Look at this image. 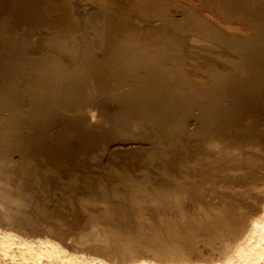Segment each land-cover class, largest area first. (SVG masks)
I'll list each match as a JSON object with an SVG mask.
<instances>
[{"label":"bare ground","instance_id":"bare-ground-1","mask_svg":"<svg viewBox=\"0 0 264 264\" xmlns=\"http://www.w3.org/2000/svg\"><path fill=\"white\" fill-rule=\"evenodd\" d=\"M35 1L37 2V0ZM52 1L53 0H51L50 2ZM69 1L67 0V5H70L68 4ZM39 2L40 1H38V4ZM79 2H82V5L80 7L77 6ZM33 3L35 4V2ZM55 3L57 4V1ZM63 4L66 5V3ZM49 5L50 7L53 6L51 5V3ZM87 5L92 6L91 8H89L90 10H86ZM57 6L58 4L55 7ZM4 7L5 6H3V9H5ZM201 7L209 8V12H204L202 14V11H200ZM17 8H19L20 10L21 7L19 6ZM24 9L26 10L27 8ZM56 10L57 9L54 8V12ZM31 11V13L29 11L30 15H34L36 17L38 15L39 18L40 15L43 14V11L39 9H32ZM44 11L46 14L50 10H47V8H45ZM13 14L12 16L8 14L10 17L8 15L7 16L11 19V17H13ZM15 14H17V11ZM55 14L58 19L61 20L58 24H60L61 26L62 22L63 26L66 27L62 32L57 29L59 27H56L54 31L57 29L58 32L52 31L50 33L48 31L53 29L50 28V30L42 29L46 32L35 31V35H33L29 30L28 31L30 33H24L23 31L20 34V37L23 40V44L21 45L24 52L22 53H25L29 56L20 59L18 58L19 60H21V62L17 60L16 57L15 58L16 62L19 61L16 65L19 68H17L18 71L20 73L23 72L22 74L26 76L25 83L23 85L20 84L22 87H19L20 91H23L24 88L27 89L26 94L22 93L25 94L22 99L24 97L26 99H23L24 102L22 103L24 104H21L20 98L22 94L20 92V100H17L18 95L16 96V93L18 91V88H15L17 87L15 85L19 84V78H15L16 76L13 77L14 79L12 78L13 80L11 79V83H8L7 85L6 83L2 82L6 85V88L0 89V147L5 146L6 144H8V142H10V140L12 139L11 135H14L19 139V141L20 139L23 140L22 135L25 136L26 133L23 132L21 126H18L20 125L19 123L23 120H28L29 118H32L34 120L38 118H46L47 120H49L50 118L48 116L50 115L51 117L52 113H56V115L53 114V117L56 116V118H60L61 120L62 118H65V120L66 118H75L78 123L82 124L83 128L95 133L94 135L97 139H93L99 144L101 142H107L108 139H121L123 141L124 139H129L131 135V133L128 131L129 129H133L135 125L138 126V128H141L142 124L149 123L150 132L147 135L144 134V136L149 139V143L143 144L131 141V143L126 142V144L124 142L125 144H122L123 146H118L116 148V145L115 148L126 153V158L123 157L125 161L127 158H134V161L138 159L139 164L141 162V165L145 161V159L147 161H152L154 160V158L158 157V155L162 157H164L163 155H166L167 157L168 154H170L168 161L163 162L162 159L156 167L154 166V171H156V173L158 171H165V168L167 166L169 167L170 165H172L174 169L177 167L181 168L180 166L184 167V165H188L190 163L193 164L195 161L200 162L201 160L204 161V159L210 158V154L213 152L215 153L216 151L214 149H210L207 146V142L211 139L220 140L222 142V148L227 149L228 147L226 146H229V149H227L228 151L232 150V147H241L247 152V149L250 148L249 146L256 143V138L258 135L252 132V130L250 129V123L248 121L246 124V128H243L244 130H242L243 126L241 127L240 122H236L237 119L236 121L234 119V122L231 120V122H225L226 119L224 118H227V116L225 115H228L230 111L231 113L234 110L238 111L234 108H238L245 114L243 118H252L253 114L255 115L257 111L256 107L258 105L264 107V0H77L75 2L72 1L70 7L67 10L60 11L59 7V12H55ZM7 16H2V18ZM27 17L29 18V16ZM33 18L35 19V17ZM43 18L41 17L40 19L42 20ZM53 18H55V16ZM139 19H141L143 23H145V25L141 26V23H139ZM25 20L27 22L28 19ZM6 21H4L5 24ZM18 21L22 20H17L16 22ZM30 21L33 22V20ZM96 21H98V23ZM9 22L12 23L14 21ZM34 22L36 23L38 21L34 20ZM34 22L32 23L33 25ZM40 22L42 23V21ZM51 23L53 24V22ZM100 23L102 25L98 29H96V26ZM19 24L17 23V25ZM38 24L39 22L37 23V25ZM45 24H47L46 27H48L49 24L46 22ZM45 24L43 25L44 28H46ZM54 24L52 25V27H54ZM0 25H2L1 22ZM6 26L8 27V25ZM25 26L27 27L28 25L25 24ZM70 27H72L73 29ZM18 28L20 29V27ZM60 28H62V26ZM9 31L10 30H8V33ZM28 31L26 30V32ZM17 32L20 31L18 30ZM10 33L9 35H11ZM152 37L155 39L154 41H150V38ZM3 41H1L0 39L1 44L3 43ZM28 42H30L31 45H26V43ZM15 45L13 46L15 47ZM17 45L20 46L19 44ZM221 46L226 50H229V52L227 53V51H224ZM9 47L10 46H8V48ZM2 48L3 47H1V49ZM18 49L19 48H17L16 50ZM16 50H13V55L14 51ZM198 50L210 53L217 59L228 63V66L208 64L204 68V71L208 75V80L202 78L196 71L187 66L188 63L184 64L185 62L182 63L183 61H181V59L184 58H182V56L185 52H188L189 55L191 54L193 57L196 56ZM2 51L0 53H3ZM32 52L37 53V57L34 58L31 55ZM16 54L19 55V53ZM8 55L10 54L8 53ZM22 55H19V57H21ZM10 56H8V58ZM34 56H36V54ZM10 59L11 58H9V60ZM190 59L191 58H189V60ZM4 64H9H6V59ZM200 66L201 64H196L195 67L196 69H198ZM7 68L2 71L5 72ZM2 71H0V73H3ZM9 73L6 75V77L9 75ZM11 73H13V71ZM197 74L199 76H196ZM14 75L15 74H13V76ZM2 79L4 81L3 76ZM22 81H24V79H22ZM1 85L2 84H0V86ZM101 90L102 93L104 91L103 97H96L98 96L97 91L101 92ZM109 102H115V104L110 105ZM196 105L198 107H196L197 109H194L195 111L193 113L195 119H193L194 121H192L191 124L188 122L189 125L186 126L188 130L194 131V133L198 135V138H193L194 140L191 138V142L184 143L183 146H185V149L183 150L181 155L178 154L180 153V150L178 151L177 148H169L168 145L159 147L160 145L158 144L161 142L159 140L161 139L163 132L166 129L168 131L170 128L169 122H167L169 116L183 112L184 110L182 111V109L184 108L186 110L188 108L189 110V107L191 108L192 106ZM53 109H55L56 111H54ZM194 116L192 115L191 117ZM93 118H102L104 119V121L102 123H92L91 121H93ZM173 118H175V116ZM44 122L46 121L44 120ZM62 126L63 125H61V127ZM222 128H224V130H229V134L223 133ZM136 133L140 135V138L143 136L141 132ZM34 134H32V137ZM90 135L91 134H89V136ZM61 138L63 137L61 136ZM39 140L42 139L39 138ZM62 140V144H60L65 146L67 141L64 142ZM55 141L57 142V140ZM123 141L119 142L123 143ZM39 142L41 145L42 142ZM97 143H95V145ZM62 149L66 150V148ZM67 149H70V147ZM77 149L78 147L76 148V150ZM79 150L80 149H78V151ZM234 150L236 149L234 148ZM240 150L242 152V149ZM111 151L113 154L114 151L112 149ZM253 151L255 152V150ZM218 152L220 154L217 153V155L222 156V153L220 151ZM236 152V156L238 157V153L240 154L241 152H238V149ZM249 152V155L252 154L251 156L254 157L252 158L250 156L253 161H255L254 163L259 164L258 161L261 160V157H259L258 155L257 158V155H253L254 152L251 153V149ZM82 153L84 156L85 153L83 152V150ZM225 153L226 152H224V154ZM92 154H94V152ZM224 154L222 157L225 156ZM91 155L90 157L92 158L93 155ZM213 155L212 157H214ZM217 155H215V159H217ZM114 157L111 159L112 161ZM225 157L226 158H223V160H227V156ZM211 159L212 158H210V160ZM107 160L105 161L107 162ZM219 160H221V158ZM219 160L218 162H220ZM239 160L241 161V159ZM239 160L237 162H239ZM132 161L133 159L131 160V162ZM225 161H222L223 164L225 163ZM231 162L236 163L235 160H232ZM231 162L229 160V163ZM261 162L262 161H260V164ZM113 163L112 165L110 164L112 167ZM137 163H134V167L135 164L137 165ZM200 163L202 164V161ZM229 163L225 165L228 166ZM232 163L230 165H232ZM247 163L248 161L246 163H243L244 166H246L245 164ZM249 163L251 164L252 161ZM254 163L252 164L254 165ZM216 164L218 165V163ZM223 164L221 165L224 166ZM262 164H264V162H262ZM120 165H122V163ZM219 165L218 167H220ZM108 166L102 169L105 170L106 168H109ZM118 166L117 170L121 167L120 166L118 168ZM188 166L184 168H187ZM195 166L198 167V165H194V171L192 168L191 172H195L196 170L195 174H197V171H202L197 170ZM205 166L203 170L206 168ZM232 166L235 167L234 165ZM126 167L127 166H124V168L122 167L124 169L123 171L131 168V165H129L128 168ZM215 167L211 168H214L215 170ZM221 167L220 170H222ZM225 168H223V170H226ZM132 169L133 167L131 168V170ZM178 169L176 171H180L182 174L183 170ZM171 170L173 169L171 168ZM214 170L212 171L213 175L211 173H205L206 171H208L207 167V170L203 172V174L205 173L204 176H206V174H210L215 178L216 176L214 173L217 170H215V172ZM229 170L230 169L225 171V173L224 171H221L222 173H224V175L219 174V176H223L224 178L226 172L230 173L228 172ZM243 170L245 171V169ZM251 170H253L252 166ZM261 170H264L263 166L261 167ZM184 171L186 172L185 169ZM188 171L190 173L189 167ZM248 171L249 169L247 170L246 168V176L248 175ZM114 173H116V171H114L113 174ZM189 173L187 172V174ZM216 173H218V171ZM232 173L234 174L233 171ZM249 173L250 175L252 174L251 171ZM253 173L255 174L254 171ZM132 174H128V176L131 177ZM139 174H141V172H139ZM139 174L137 173L135 175L138 176V179L141 177L142 181L139 182H142V185H144V180L146 182V178L149 176H147L145 179H142V175H140L139 177ZM187 174L183 176L185 177ZM165 175H167V173ZM210 175L208 176L211 177ZM216 175L218 176V174ZM238 175L239 173L235 176ZM262 175L264 176V171ZM157 176L158 175H156V177ZM173 176L174 175H172V177ZM179 176L180 178L182 177L181 175ZM193 176L192 178L195 177ZM72 177L70 179H72ZM164 177L165 176L163 175V178H161L165 180ZM184 177H182L181 181L184 180ZM189 177H187V180H189ZM226 177L224 179H226ZM115 178L119 177L116 176ZM120 178L121 179H118L119 181L123 178L126 179L125 177ZM167 178H171V176L169 177L167 175ZM230 178L231 180L233 179L232 176L229 177V179ZM135 179L132 181L133 183H136L137 179ZM175 179L174 181H176ZM242 179L244 181V178ZM242 179L240 177V180ZM263 179L261 180L262 182L264 181ZM170 180H167V182L165 181L166 183L163 185L159 184L161 187L158 186V184L154 181L157 184V193L159 195L156 193L157 195L155 194L156 196H153L155 192L152 191V193L150 191L149 193L146 192L145 194L152 193L153 197L150 195V197H146V195L142 193L143 191H141L140 195L134 192L136 193V195H130L132 197L129 200H127L126 196L127 201L125 199L123 200V198L125 197H123L121 200L117 198L112 199L110 197V200L104 195L107 191H103L104 194L102 192V188L105 189L106 187H104V185H98L101 186L100 189L103 194L102 198L105 197L107 200L109 199V201H104V198L102 202L99 201L101 202V205H98L99 207L97 206L98 209L92 211V213L89 212L90 215L93 216V220L95 219L96 221L93 228L90 229L89 234L91 237H94L103 236L107 232L106 234L108 236H112L113 239L119 241V246H115V244H108L106 246L101 245L98 249H86L77 245H69L68 243L63 244L45 235L28 237L8 230L7 228L0 227V264H37V261L40 259L41 255L47 259L48 264H264V186L261 187V185L260 191H257L256 193L254 192L255 189L251 188L254 192L253 194L255 196L257 194L259 198L258 201L256 200V204L253 202L255 205L250 202L252 205L248 207L245 205L246 203L244 204V202L239 200V198L236 196L238 193H240L239 195H243L241 194V192L244 193L242 191L243 188L241 187V189L239 186L236 187L233 184L225 183L223 182L224 180L220 181L221 183L223 182L222 184L217 183L218 181L216 183L213 181L214 184L212 185L210 183L209 187H205L207 191L206 193H204L205 188L204 192H202L203 188L201 191V187H204V185H207L208 183L202 185V182V186L200 184H196L197 178L196 181L194 180V184L189 185L187 182L188 186H186V183H184L185 185H183L182 183H173V180ZM250 180L252 179L250 178ZM126 181H128V179ZM233 181L236 184L237 180H232V183H234ZM259 181H256L258 182L257 187L258 185H260ZM198 182L200 183L201 180H198ZM246 182L243 184H246ZM99 183H101V181H99ZM114 183H112V185ZM116 183H118V181H116ZM121 183L118 186H121ZM133 183L132 185H130L129 183L127 184L129 186H133ZM161 183H163V181ZM189 183H193V181ZM237 184H240L241 186V183L239 181ZM136 185L139 186V184ZM146 185H148L147 188L151 186L149 184ZM198 185H200L201 187ZM251 185H248L249 187H247L246 185L245 187L250 188ZM115 186L117 185L115 184L110 188L113 189ZM138 186H136V189L138 188ZM144 186L141 187L143 188ZM255 186L256 185H254V187ZM141 187L138 189L139 193ZM145 187L144 191H147ZM110 188H108V192H110ZM118 188L116 189V191H120L121 188ZM100 189L98 188L99 193ZM239 189H241V191ZM92 191L94 192V189H92ZM123 191H125V189H123ZM108 192L106 193V195H108ZM121 192L117 195L118 198L124 196V194ZM112 193L115 194V191H112ZM112 193H110V195H112ZM134 193L132 192L131 194L134 195ZM91 194H88V198L94 196H89ZM100 194V197L97 196L98 199L101 198L102 194ZM247 194L248 193L246 192V195ZM64 195H62V197ZM125 195L127 194L125 193ZM206 195L209 196V199H207L208 196L206 197ZM249 196L250 198L251 196L253 198V195ZM249 196L247 195L246 197ZM75 197L78 200V197ZM97 197H95V199H97ZM243 197L242 200H245ZM60 199L64 200V198ZM82 201L83 200H81V202ZM32 202L33 201H31V203ZM99 202L96 201V203H94L97 205V203ZM85 203L86 202H84V204ZM91 205L95 206L93 204ZM83 206L81 208H83ZM91 207H88V209L90 208L92 210ZM49 214L47 215L49 216ZM86 215L84 214L83 216L88 217V215ZM41 216H43V214H41ZM61 218H64V216ZM61 218L58 219L61 220ZM83 218L82 220H84ZM89 219L92 220V218L90 217ZM56 221L59 222L58 220ZM64 221L63 224L67 225V222L64 223ZM84 222L85 220L82 223L84 224ZM91 222L93 223L94 221ZM29 225H31V223H29ZM68 226L65 227L68 229ZM35 228L36 227H34V229ZM81 228H83V226H81ZM85 228L87 229V225ZM75 230H77V227L76 229H74V231ZM64 231L67 230L64 229ZM122 245H124V247Z\"/></svg>","mask_w":264,"mask_h":264},{"label":"rangeland","instance_id":"rangeland-1","mask_svg":"<svg viewBox=\"0 0 264 264\" xmlns=\"http://www.w3.org/2000/svg\"><path fill=\"white\" fill-rule=\"evenodd\" d=\"M4 1V2H3ZM13 1H14V3H13ZM16 1V2H15ZM18 1V2H17ZM38 1H40L39 2V4H38ZM46 3H45V2ZM51 1V0H37V2L35 1V0H33V1H29V0H8V1H6V0H0V13L1 12H4V13H1L0 14V17H1V19H0V22H1V24L2 25H0V39H1V41H3V43L1 44L0 43V52L2 51L3 53H0L1 54V56H0V71H4L5 70V68H7L6 69V71L5 72H3V73H0V84H2L1 86H0V89L2 88V89H5L6 88V85L8 84V83H11L10 81H11V79L13 78V77H15V78H19L20 80V82H18L19 84H16L15 86H17V87H15V88H18V91H17V93H16V96H17V100H20L21 99V104H24V103H22V102H24V100L26 99L25 97L22 99V97L23 96H25V94H26V92H27V89H25L24 88V90L23 91H20L19 90V87H22L21 85H23L24 83H25V75L24 74H22V73H20L19 71H18V67L16 66L17 65V63L20 61L21 62V60H19L20 58H23V57H26V56H29V55H27V54H25V53H22V52H24L23 51V49H22V45L21 44H23V40H22V38L20 37V34L24 31V33H32L33 35H35L36 34V32H46L45 30H50V28L52 29V30H50V31H48V32H52V31H54V29L56 28V27H59V28H57L60 32H62L63 31V29L64 28H66V27H64L63 26V23L61 22V26H62V28H60L61 26H60V24H58L61 20H59L58 19V17L56 16V14H55V12H59V7H60V11L62 10V11H64V10H67L69 7H70V5H71V3H72V1L73 2H75V1H77V0H68L69 2H68V4H70V5H67V0H53L52 2H50L51 3V5H53V6H51L50 7V3L49 2ZM57 1V4H58V8L57 7H55L57 4L55 3ZM58 1H59V3H58ZM61 1V2H60ZM63 1V2H62ZM65 1V2H64ZM7 2H9V3H7ZM13 4H12V3ZM22 2V3H21ZM24 2H26V3H24ZM29 2H30V4H29ZM33 2H35V4L33 3ZM5 3V4H4ZM7 3V4H6ZM17 3V4H16ZM21 3V4H20ZM38 5H37V4ZM48 3V4H47ZM63 3H66V5H64ZM15 4V5H14ZM23 4V5H22ZM34 4V5H33ZM46 4V5H45ZM61 4V5H60ZM2 5V6H1ZM14 6V7H12V6ZM22 8H20V10H19V8H17V7H19V6ZM32 5H33V7H32ZM37 5V6H36ZM48 5V6H47ZM82 5V2H79L78 4H77V6L78 7H80ZM3 6H5L4 8L5 9H3ZM9 8H8V7ZM24 6H26V7H24ZM31 8H30V7ZM40 6V7H39ZM44 7V10H45V8H47V10H50L48 13H46L45 14V11L43 10V7ZM62 6V7H61ZM89 6V7H88ZM35 7V8H34ZM39 7V8H38ZM50 7V8H49ZM92 6H90V5H87V7H86V10L88 9V10H90L89 8H91ZM8 8V9H7ZM13 8V9H12ZM24 8H27L26 10L24 9ZM29 8V9H28ZM42 8V9H41ZM54 8H56L57 10L54 12ZM3 9V10H2ZM6 9H7V11H6ZM16 9V10H15ZM18 9V10H17ZM32 9H39V10H42L43 11V14L42 15H40V18L42 17L43 18V16H44V20L42 19H40L39 17H38V15H37V17L36 16H34V15H30V13L32 12L31 10ZM209 8H207V7H201L200 8V11H202V14L204 13V12H209V10H208ZM2 10V11H1ZM9 10H10V12H9ZM21 10H22V12H21ZM16 11H17V14H15L16 13ZM24 11V12H23ZM26 11V12H25ZM29 11H30V13H29ZM52 11V12H51ZM7 12H9V13H7ZM12 12V13H11ZM13 12H14V14H13ZM19 12V13H18ZM29 14H28V13ZM23 13H27L26 15L25 14H23ZM54 13V14H53ZM11 15L12 16V14H13V17H11V19L9 18L10 16L9 15ZM21 14V15H20ZM24 16H23V15ZM7 16V17H3L2 18V16ZM17 15H19V16H17ZM51 15V16H50ZM20 16H21V18H20ZM27 16H29V18L27 17ZM35 17V19L33 18V17ZM49 16H50V18H49ZM55 16V18H53ZM67 16V15H66ZM5 18V19H4ZM7 18H9V19H7ZM25 19H28L27 20V22H28V24H27V22H26V20ZM40 19V20H39ZM55 19H57V20H55ZM2 20H4V21H6V20H8V21H6V24L4 23V21H2ZM17 20H22V21H18V22H16ZM25 20V21H24ZM30 20H33V22H34V20H36V21H38L39 22V24L37 25V23L38 22H34V25L32 24L33 22L32 21H30ZM49 20H51V21H49ZM59 20V21H58ZM99 20V19H98ZM9 21H14V22H9ZM40 21H42V23L40 22ZM44 21V22H43ZM56 21V22H55ZM142 20L141 19H139V23H141L140 25L142 26V25H145V23H143V21L141 22ZM9 22V23H8ZM19 22H20V24H19ZM25 22V23H24ZM45 22L46 23H48L49 25H48V27H46L47 26V24H45ZM51 22H53V24H54V27H52V23ZM97 23H98V21H96ZM16 23V24H15ZM17 23L19 24V25H17ZM25 24L26 25H28L27 27L25 26ZM40 24H41V26H40ZM45 24V27L46 28H44L43 27V25ZM52 24V25H51ZM6 25H8V27L6 26ZM10 25V26H9ZM21 25V26H20ZM51 25V26H50ZM102 24L100 23L99 25H97L96 26V29H98L100 26H101ZM5 26V27H4ZM13 26V27H12ZM15 26V27H14ZM20 27V29L18 28V27ZM22 26H23V28H22ZM25 26V27H24ZM32 28H31V27ZM33 26H34V28H33ZM41 28H40V27ZM36 27V28H35ZM40 29H39V28ZM5 28H6V30H5ZM8 28V29H7ZM16 28V29H15ZM26 28H28V29H26ZM30 28H31V30H30ZM38 28V29H37ZM70 28H72V27H70ZM69 28V29H70ZM20 31V32H17L18 30ZM21 29H23V30H21ZM32 29H35V30H32ZM42 29H45V30H42ZM56 29V30H57ZM62 29V30H61ZM73 29V28H72ZM71 29V30H72ZM5 32H3V31ZM8 30H10L9 31V33L11 32V30H12V32L10 33L11 35H9V33H8ZM26 30L28 31V32H26ZM42 30V31H41ZM54 31V32H58V30L57 31ZM14 31H16V32H14ZM34 31V32H33ZM36 31V32H35ZM3 34H5V35H3ZM8 33V34H7ZM32 34H31V36H32ZM13 35V36H12ZM19 35V36H18ZM6 38H5V37ZM10 36H11V39H10ZM18 36V37H17ZM13 37H14V39H13ZM21 38V40H20V38ZM6 40H5V39ZM3 39V40H2ZM8 39V40H7ZM9 39H10V41H9ZM19 39V40H18ZM16 40H17V42H16ZM155 39L152 37V38H150V41H154ZM7 43H6V42ZM9 42V43H8ZM19 44L20 46H18L17 44ZM19 42V43H18ZM31 42V41H30ZM30 42H28V43H26V45L27 44H30L31 45V43ZM5 43V44H4ZM13 43V44H12ZM16 45H15V44ZM4 44V45H3ZM10 44V45H9ZM13 45H15V47L13 46ZM4 46H5V48H4ZM7 46V47H6ZM8 46H10L9 48H8ZM13 46V47H12ZM16 46H18V47H16ZM1 47H3L2 49H1ZM21 47V48H20ZM222 47V46H221ZM17 48H19L20 49V51H19V49L18 50H16ZM16 50V51H14V55H13V50ZM222 49L224 50V51H227V53L229 52V50H226L224 47H222ZM187 50V49H186ZM185 50V51H186ZM6 51V52H5ZM9 51V52H8ZM11 55V53H12V57L10 56V55H8V53ZM19 53V55H22L21 57H19V55L18 54H16V53ZM4 53H6V54H4ZM186 53V54H185ZM184 54H185V56H184V54H183V56H182V58L183 59H181V61H183L182 63H184V64H187V66H189L192 70H194V71H196L202 78H204V79H206V80H208V75L206 74V72L204 71V68H205V66H207L208 64H216V65H224V66H228V63H226V62H224V61H222V60H220V59H217L216 57H214L213 55H211L210 53H207V52H205V51H201V50H198L197 51V53H196V56H193L192 57V55L190 54L189 55V53L188 52H185ZM226 53V52H225ZM16 54V55H15ZM25 54V55H24ZM36 54V56H34ZM7 57H6V56ZM31 55L35 58V57H37V53H31ZM8 56H10L9 58H11L10 60H9V58H8ZM186 56H188V57H186ZM17 58V60H19V61H17L16 62V58ZM6 59V64H8V65H5L4 63H5V59ZM12 58H14V59H12ZM19 58V59H18ZM189 58H191L190 60H189ZM4 60V62H3V60ZM10 62H9V61ZM185 60V61H184ZM186 60H188V61H186ZM16 63H15V62ZM1 62H2V64H1ZM11 63H12V65H11ZM13 64H15V65H13ZM196 64H201V66L198 68V69H196ZM4 65V66H3ZM1 66H3V67H5V68H3V67H1ZM14 66H15V69H14ZM2 68V69H1ZM12 70H11V69ZM18 68V69H17ZM7 70H9V71H7ZM13 71V73H11ZM10 72V73H9ZM15 72H18V73H15ZM5 73V74H4ZM9 73V75L6 77V75ZM3 74V75H2ZM13 74H15L14 76H13ZM18 74H20V75H18ZM196 75V76H199V75ZM3 76V78H4V81H3V79H2V76ZM12 75V76H11ZM18 75V76H17ZM5 76V77H4ZM11 77V78H10ZM21 77V78H20ZM2 79V80H1ZM8 79V80H7ZM14 79V78H13ZM12 79V80H13ZM22 79H24V81H22ZM5 81H7V82H5ZM2 82H4V83H6V85L4 84V83H2ZM21 84V85H20ZM5 85V86H4ZM20 85V86H19ZM4 88H3V87ZM23 89V88H22ZM26 90V91H25ZM20 92H21V94L22 93H25V94H20ZM98 93H97V95L98 96H96V97H98V98H102L103 97V93H104V91H103V93H102V90H101V92L100 91H97ZM21 95V98L19 97L20 95ZM20 98V99H19ZM109 104L110 105H114L115 104V102H109ZM196 107H198L197 105L196 106H192L191 108L189 107V110H188V108H187V110L184 108V109H182V111L183 112H180L179 114H173V115H171V116H169V118H168V120H167V122H169V130L167 131V129L163 132V134H162V137H161V139L159 140V141H161L158 145H160L159 147H162V146H167L168 145V147L169 148H177V150L179 151L180 150V153H178V154H182V152H183V150L185 149V146H183L184 145V143H186V142H191L192 141V139L194 138H198V135L196 134V133H194V131H191V130H188L187 129V126L189 125V123L191 124V122L192 121H194L193 119H195V116H194V109H197ZM257 111H256V113H255V115L253 114V116H252V118H248V119H246V118H243L244 117V113L242 112V111H240L238 108H234V109H236V110H238V111H232V113L235 115H233L232 113H231V111L229 112V114L228 115H225V116H227V118H224V119H226L225 120V122L227 121V122H231V121H233L234 122V119H235V121H236V119H237V121L236 122H240V125H241V127H242V130H244L245 128H246V124H247V121L250 123V126H251V130H252V132L254 133V134H257L258 136H259V138H258V136H257V141H256V143L255 144H252V145H250L249 147V149H247V152H246V150L245 149H243V148H241V147H238V148H236V147H232L231 148V146H230V148L232 149V150H234V148L236 149V150H234V151H232V150H227V149H229V146H226V147H228L227 149L226 148H222V142L220 141V140H218V139H211L210 141H208L207 142V146L210 148V149H214V150H216L215 151V153L213 152V153H211L210 154V158H212L211 160H210V158H207V159H204V161L203 160H201L202 161V164L200 163V162H194L193 164L194 165H198V167L197 166H195L196 168H197V170H202V171H197V174H195L196 173V170H195V172H191V170H192V168L194 167V165L192 164V163H190V164H188V165H190V166H192V167H190V166H188V165H184V167H186V166H188L189 167V170H190V173H189V171H188V167L187 168H184L183 166H180L181 168H179V167H177V166H179V165H177L176 167L177 168H175L174 169V167L172 166V165H170L169 167L167 166L166 168H165V171H158L157 173H156V171H154L155 170V167L159 164V162L162 160L163 162L164 161H168V159H169V155L170 154H168V156L166 157V155H163L164 157H162V156H160V155H158V157H156V158H154V160H152V161H147L146 159H145V161L142 163V165H141V162H140V164H139V160L138 159H136V161H134V158H132L133 159V161L131 162V158H127L126 159V161H125V159L124 158H126L125 156H126V153L124 152V151H120V150H117L116 148L118 147V146H123L122 144H125L126 142L128 143H131V141L132 142H138V143H143V144H146V143H149V139H147L145 136H144V134H149V132H150V125H149V123L147 124V123H144V124H142V127L141 128H138V126H134V128L133 129H129L128 131L131 133V135H130V137H129V139H124V141L123 140H121V139H108L107 140V142H108V144H107V142L105 141V142H101L100 144L102 145V147H101V145L99 144V143H97L95 140L97 139L96 138V136L94 135L95 133L93 132V131H88V130H86L85 128H83V126H82V124L81 123H78L77 121H76V119L75 118H66V120H65V118H62V120L60 119V118H56V116H54L53 117V114H55L56 115V113H52L51 114V117H50V115L48 116L50 119V121L49 120H47L46 118H41L42 120H43V122H42V120L41 119H36V120H34V119H32V118H29L28 120H23L22 122H20L19 124L20 125H18V126H21L22 127V130H23V132L24 133H26L25 134V136H26V139H25V136L24 135H22L23 137V140H21L20 139V141H19V139L18 138H16L14 135H11L12 136V139L10 140V142H8V144H6L5 146H1L0 147V227H2V228H7L8 230H11V231H14V232H17V233H19V234H21V235H25V236H28V237H36V236H48L49 238H51V239H54V240H56V241H59V242H61V243H63V244H69V245H77V246H80V247H83V248H86V249H98L101 245H104V246H106V245H108V244H110V245H114L115 244V246H119V241L118 240H115V239H113V237L112 236H108L106 233H105V235H103V236H94V237H91L90 236V234H89V232H90V229L91 228H93V226H94V223L96 222L95 221V219L93 220V216H91L90 215V213H92V211H94V210H96V209H98L97 208V206L98 205H101L100 203L104 200V198L105 197H107V198H109L110 199V197L112 198V199H119V200H121L123 197H125V198H123V200L125 199L126 200V196H127V200H129L132 196H135L136 195V193H138L139 195L141 194V191H143L142 193L143 194H145L146 192H152V191H154L155 193H154V195L153 196H156L158 193V191H157V188L158 187H156L157 186V184H158V186H160L159 184H161V185H163V184H165L166 182H167V180L169 181L170 179L171 180H173V183L174 182H176V183H182L183 185H185L184 183H186V186H188L187 185V182H188V184L189 185H191V184H194L195 183V181H196V178H197V181H196V184H200L201 185V183H202V185H204V184H207V185H204V187H201L200 185H198V186H200L201 187V191H202V188H203V191L202 192H204V188L205 187H209V184L211 183V185L212 184H214V182L216 183L217 181V183H220V184H222L223 182H225V183H230V184H233V185H235L236 187H242L241 189H242V191L245 193V195H244V193H242L241 192V194H243L244 195V197H243V195H239L240 193H238L236 196L239 198V200H241L242 202H244V204L246 205V206H250V205H252L250 202H254L255 204H256V202L258 201V198H259V196H257V194H256V196L253 194L254 192L256 193L257 191H260V189H261V187H263L264 185V181L262 182L261 180L264 178V176L262 175L263 174V171L264 170H261V167L263 166L264 167V164H262V162H264L263 160V158H264V107L263 106H261V105H258L257 107ZM54 111H56L55 109H53ZM52 110V111H53ZM53 111V112H54ZM240 111V112H239ZM51 112V111H50ZM185 112V113H184ZM188 112V113H187ZM239 112V113H238ZM181 114V115H180ZM183 114H184V116H183ZM194 116V117H191V116ZM230 115H231V119H230ZM175 116V118H173ZM237 116V117H236ZM47 117V118H48ZM170 117H172V118H170ZM238 117H239V119H238ZM186 118H187V120H186ZM243 118V119H242ZM57 119H58V121H57ZM179 119H180V121H179ZM44 120L46 121V122H44ZM184 120H185V122H184ZM231 120V121H230ZM104 121V119H100V118H93V121H91L92 123H102ZM171 121V122H170ZM41 122V123H40ZM189 122V123H188ZM62 123V124H61ZM184 123V124H183ZM10 124V123H9ZM60 124V125H59ZM61 125H63L62 127H61ZM104 125H107V124H104ZM144 125V126H143ZM148 125V126H147ZM187 125V126H186ZM245 126V127H244ZM65 127V128H64ZM73 129H71V128ZM73 127H75V128H73ZM78 127H80V128H78ZM63 128V129H62ZM69 128V129H68ZM102 128H104V127H102ZM102 128H101V130H102ZM244 128V129H243ZM60 129H62V130H60ZM70 129H71V131H70ZM78 129V130H77ZM78 131V132H76V131ZM176 130V131H175ZM186 130V131H185ZM62 131V132H61ZM73 131H75V132H73ZM143 131V132H142ZM65 134H64V133ZM67 132V133H66ZM136 132H141L142 134H143V136L140 138V135L139 134H137ZM179 132V133H178ZM222 132L223 133H225V134H229V130H224V128H222ZM35 133V134H34ZM71 133H73V134H71ZM86 133V134H85ZM188 133V134H187ZM32 134H34L33 135V137H32ZM37 134V135H36ZM82 134V135H81ZM88 134V135H87ZM89 134H91L90 136H89ZM93 134V135H92ZM137 134V135H136ZM176 134V135H175ZM181 134V135H180ZM63 135H65V136H63ZM167 135V136H166ZM188 137H187V136ZM190 135V136H189ZM55 136H57V137H55ZM61 136L63 137V138H61ZM90 138V137H92V138H88V137ZM178 136H180V137H178ZM183 136V137H182ZM68 137V138H67ZM82 137V138H81ZM240 137V136H239ZM33 138H35V139H33ZM37 138V139H36ZM39 138L40 139H42V140H39ZM52 138V139H51ZM56 138V139H55ZM66 138H67V140H66ZM79 138H81V139H79ZM84 138V139H83ZM95 140H94V139ZM135 138V139H134ZM187 138V139H186ZM192 138V139H191ZM50 141H52L53 142V144H52V142H50ZM63 139V140H62ZM93 139V140H92ZM193 139V140H194ZM30 140H32V141H30ZM41 141L42 142V146L40 145V142L39 141ZM45 140V141H44ZM55 140H57V142L55 141ZM61 140L62 141H64V142H66L67 141V143H66V145L65 146H63V145H61L62 144V142H61ZM85 140V141H84ZM89 140H91V141H88ZM165 140V141H164ZM44 141V142H43ZM48 143H47V142ZM56 143H55V142ZM119 141H123V143L122 142H119ZM36 142V143H35ZM69 142V143H68ZM86 144H85V143ZM92 142V143H91ZM125 142V143H124ZM30 143H32V144H30ZM38 143V144H37ZM51 143V144H50ZM58 143V144H57ZM61 143V144H60ZM86 146H84L83 144ZM87 143H88V145H87ZM90 143V144H89ZM95 143H97L96 145H95ZM126 143V144H127ZM174 143H175V145H174ZM182 143V144H181ZM44 144V145H43ZM56 144H57V146H56ZM70 144V145H69ZM91 144H92V146H91ZM93 144H94V146H93ZM100 145V147H99V145ZM107 144V145H106ZM163 144V145H162ZM171 144V145H170ZM34 145H38V146H34ZM59 145V146H58ZM83 145V146H82ZM90 145V146H89ZM117 145V146H116ZM180 145V146H179ZM74 147V148H72V147ZM81 146V147H80ZM87 146H89V147H87ZM106 146H107V148H106ZM115 146H116V148H115ZM125 146V145H124ZM40 147V148H39ZM54 147V148H53ZM70 147V149H67V148H69ZM78 147V149H80L79 151H78V149L76 150V148ZM95 149H94V148ZM106 148V149H104V148ZM113 147V148H112ZM13 148H15V149H13ZM62 148H66V150H64V149H62ZM72 148V149H71ZM85 148V149H84ZM89 148V149H88ZM115 148V149H114ZM242 149V152H241V150L240 149ZM58 149V150H57ZM83 150V152L86 154H84V156H83V153H82V150ZM88 151H87V150ZM94 149V150H93ZM98 149V150H97ZM110 149V150H109ZM111 149L114 151L113 152V154H112V151H111ZM224 149H225V151H224ZM237 149H238V152L240 151L241 153L239 154L238 153V157L236 156L237 155ZM250 149H251V153H253L254 151L253 150H255V152H254V154L253 155H257V158H258V155H259V157H261L259 160L260 161H262L261 162V164H260V161H258V163L259 164H256V163H254L255 161H253V159L252 158H254L253 156H251L252 154H250L249 155V151H250ZM85 150V151H84ZM106 150V151H105ZM117 150V151H116ZM243 150H245V151H243ZM249 150V151H248ZM78 151V152H77ZM86 151H87V153H86ZM109 151V152H108ZM218 151H220L221 153H222V156H223V154H224V152H226L224 155L225 156H227V160L226 159H224L223 160V158H226L225 156L224 157H222V156H219V155H217V153L218 154H220ZM223 151V152H222ZM229 152V154H228V152ZM231 151V152H230ZM94 152V154H92ZM95 152H96V155H95ZM107 152H108V155H107ZM233 152H235V153H233ZM249 152V153H248ZM82 153V154H81ZM245 153H247V154H245ZM92 156V158H93V160H92V158L90 157V155ZM214 154V155H213ZM228 154V155H227ZM235 156H234V155ZM243 154V155H242ZM76 155H77V157H76ZM80 155H82V156H80ZM106 155H107V157H106ZM112 155H116L115 157L114 156H112ZM212 155L214 156V157H212ZM215 155H217V159H215L216 158V156ZM233 155V156H232ZM245 155H247L248 156V159H247V156H245ZM90 159H88L87 157ZM112 156V157H111ZM242 156V157H241ZM245 156V157H244ZM252 158H251V157ZM81 157V158H80ZM84 157H86V158H84ZM108 157H109V159H108ZM114 157V159H113V161L111 160L112 158ZM124 157V158H123ZM161 157V158H160ZM166 157V158H165ZM231 157V158H230ZM232 157H233V159H232ZM77 158V159H76ZM80 158V159H79ZM108 160H107V159ZM221 158V160H219ZM228 158H229V160H230V162L233 160H235L236 161V163L235 162H231L232 163V165H234L235 167H233L232 165H230L231 163H229V160H228ZM245 158V159H244ZM116 159V160H115ZM124 159V160H123ZM131 159V160H130ZM159 159V160H158ZM209 159V160H208ZM239 159H241V161L239 160ZM79 160H81V161H79ZM105 160H107V162L105 161ZM110 160V161H109ZM207 160V161H206ZM217 160V161H216ZM218 160L221 162H218ZM226 160V161H225ZM239 160V162H237ZM245 162H244V161ZM248 161V163L247 164H245L246 166H244V164L243 163H246L247 161ZM252 161V163H254V165L252 164H250L249 162H251ZM115 161H117V162H115ZM208 161H210V162H208ZM214 161V162H213ZM225 161V163L223 164V162ZM228 161V162H227ZM114 162V163H113ZM125 162V163H124ZM136 162H138L137 163V165L135 164V167H134V163ZM213 162V163H212ZM229 163L228 164V166H226L227 165V163ZM241 162V163H240ZM243 162V163H242ZM256 162H257V160H256ZM112 163H113V167L111 166L112 165ZM116 163V164H115ZM119 163V164H118ZM122 163V165H120ZM132 163V164H131ZM148 163V164H147ZM153 163V164H152ZM202 165V167H201V165ZM206 163H208V164H206ZM210 163V164H209ZM216 163H218V165L221 167L222 165L221 164H223L224 166H222L223 168H225L226 170H223V168L221 167V169L224 171V173H225V171H227L228 169H230L228 172H230V173H227L226 172V174H225V177H226V175H227V177H226V179H224L223 178V176H219V174L220 175H224V173H222L223 171L222 170H220V167H218V165L215 164ZM105 164H108V165H110V166H108V165H105ZM115 164V165H114ZM120 165V166H118V165ZM126 164V165H125ZM131 165V168L133 167V169L131 170V168H129L128 170L130 171H128L127 169L125 170V171H123L124 169V166H127L126 168H128V166L129 165ZM139 164V165H138ZM145 164V165H144ZM149 164H151V165H149ZM204 164V165H203ZM214 164V165H213ZM226 164V165H225ZM236 164V165H235ZM243 164V165H242ZM249 164V165H248ZM256 164V165H255ZM104 165H105V167H109V168H106L105 170L104 169H102V168H105L104 167ZM206 165V166H205ZM229 165H230V167H229ZM249 167H248V166ZM259 165H260V167H259ZM262 165V166H261ZM103 166V167H102ZM116 166V167H115ZM117 166H118V168L120 167V169H118L120 172H124V173H120L118 170H117ZM155 166V167H154ZM175 166V165H174ZM204 166L206 167L205 169L207 170V167H208V171H206L205 169V171L203 170V168H204ZM216 166V167H215ZM251 166H252V169L253 170H251ZM123 167V168H122ZM139 168V169H137V168ZM152 167V168H151ZM183 167V168H182ZM200 167V168H199ZM210 167V168H209ZM211 167H215V170H217L218 171V173H216L215 172V170H214V168H211ZM228 167V168H227ZM255 167V168H254ZM258 168V170H257V168ZM112 168V169H111ZM116 168V169H115ZM142 168V169H141ZM145 168V169H144ZM147 168V169H146ZM171 168L173 169V170H175V171H173V170H171ZM179 168V169H178ZM195 168V169H196ZM202 168V169H201ZM217 168V169H216ZM246 168H247V170L249 169V171L247 172L248 173V177L246 176ZM259 168H260V170H259ZM108 169H109V171H108ZM141 169V170H140ZM167 169V170H166ZM170 169V170H169ZM183 170L182 171V174H181V172L180 171H176V170ZM184 169L186 170V172L184 171ZM219 169V170H218ZM243 169H245V171L243 170ZM263 169V168H262ZM137 170H139V171H137ZM143 170V171H142ZM146 170V171H145ZM171 172V171H173V172H169V171ZM214 170V174H215V178L212 176L213 175V173H212V171ZM244 172H243V171ZM257 170V171H256ZM110 171H111V173H110ZM114 171H116V173H114L113 174V172ZM132 171V172H131ZM137 172L138 174H139V172H141V174H139V177H140V175H142V179H145L147 176H149V177H147V178H149V179H147L146 178V182H145V180H144V182L143 183H145L144 185L146 186H144V185H142V182H139V181H142L141 180V177L138 179L137 177L138 176H136L135 174H137V173H134V172ZM144 171H145V173H144ZM193 171H194V168H193ZM211 171V172H210ZM220 171V172H219ZM222 171V172H221ZM232 171L234 172V174L236 175V174H238L239 173V178H238V176H235L233 173H232ZM238 171V172H237ZM252 172V176L250 175V173L249 172ZM253 171L255 172V174L253 173ZM129 175H131L132 173L135 175H133L132 174V176L130 177V176H128V174ZM160 172H161V174H160ZM174 172H175V174H174ZM180 172V173H179ZM184 172H185V174H187V172L189 173V174H187L185 177L183 176V175H185L184 174ZM203 172H205V173H211L212 175H210V174H206V176H204L205 175V173L203 174ZM240 172H242V173H240ZM256 172H258V173H256ZM127 174V177H126V174ZM149 175H148V174ZM152 173V174H151ZM167 173V175L170 177L171 176V178H167V175H165ZM169 173V174H168ZM179 173V174H178ZM198 173H200V174H203V175H200V174H198ZM232 173V174H231ZM261 173V174H260ZM112 174V175H111ZM116 174V175H115ZM118 174V175H117ZM119 174H121V175H119ZM171 174V175H170ZM216 174H218V176L216 175ZM243 174V175H242ZM244 174H245V176H244ZM257 174V175H256ZM71 175V176H70ZM72 175H73V177H72ZM113 175H115V176H113ZM125 175V176H124ZM146 175V176H145ZM156 175H158V176H160V177H156ZM163 175L165 176L164 177V179L165 180H163L162 178H163ZM172 175H174L173 177H172ZM179 175H181L182 177H184L183 179V181H181V179H182V177L180 178V176L178 177ZM190 177H189V176ZM194 177V178H192V176ZM198 175H200V176H198ZM208 175H210L211 177H209ZM232 176V180H237L236 181V184L238 183V181L241 183V186H240V184H235V182L234 183H232V180H231V178L229 179V177H231ZM242 175V176H241ZM258 175H260V176H258ZM70 176V177H69ZM116 176H118L119 178H115ZM133 176H134V178H133ZM152 176V177H151ZM177 176V177H176ZM196 176H198L199 178L200 177H202V178H198V177H196ZM244 176V177H243ZM262 176V177H261ZM62 177H63V179H62ZM65 177V178H64ZM72 177V179H70ZM120 177H125L126 179H122V180H118V179H121ZM129 177V178H128ZM154 177V178H153ZM162 177V178H161ZM187 177H189V180H187L188 178ZM205 177V178H204ZM208 179H207V178ZM222 177V178H221ZM240 177H241V179L242 178H244V181H243V179L242 180H240ZM262 179H261V178ZM137 180H136V179ZM167 178V179H166ZM176 178V179H175ZM180 178V179H179ZM191 178H192V180H191ZM204 178V179H203ZM219 179V180H217V179ZM220 178H221V180H220ZM238 178V179H237ZM250 178L254 181H252V180H250ZM255 178V179H254ZM259 178V179H258ZM62 179V180H61ZM115 179H116V181H118V183H116V181H115ZM128 179V181H126ZM136 180V183H133L132 181L133 180ZM174 179L176 180V181H174ZM179 181H178V180ZM212 179V180H211ZM213 179H216V180H213ZM150 180V181H149ZM156 180H158L159 181V183H158V181H156ZM163 181V183H161L162 181ZM170 180V181H171ZM191 180V181H190ZM195 180V181H194ZM198 180L200 181L201 180V182L199 183L198 182ZM204 180V181H203ZM207 180H209V181H207ZM211 180V181H210ZM222 180H224L222 183L220 182V181H222ZM227 180V181H226ZM251 182H250V181ZM259 181V184L260 185H258V187H257V184H258V182H256V181ZM264 180V179H263ZM99 181H101V183H99ZM115 183H114V182ZM121 181H122V183H124V184H122L121 183ZM149 181V182H148ZM152 181V182H151ZM157 183H155V182ZM166 181V182H165ZM193 181V183H189V182H192ZM214 181V182H213ZM243 181V182H242ZM247 181V182H246ZM103 182V183H102ZM133 183V186H129L127 183H129L130 185H132V183ZM148 182V183H147ZM153 182H154V184H153ZM198 182V183H197ZM205 182V183H204ZM213 182V183H212ZM246 182V184H243V183H245ZM112 183H114L113 185H112ZM120 183H121V186H118V185H120ZM141 183V184H140ZM250 183V184H249ZM252 183H254V184H252ZM262 183V184H261ZM117 185L118 187H120V188H118L117 186H115L113 189L112 188H110V187H112V186H114V185ZM134 184H135V187H134ZM136 184H139V186L141 187V186H144L145 187V189H147V191H144V187L142 188L141 187V189H140V193H139V191H138V189L140 188L138 185H136ZM146 184H149V185H151L149 188H147L148 187V185H146ZM172 184V183H171ZM252 184V185H251ZM98 185H104V187H106L105 189H103L102 188V192L104 191V192H108L109 191V189L108 188H110V192H108V195H106V193L104 194V192H103V194L105 195V197H103L102 198V196H103V194H102V192H101V186H97ZM111 185V186H110ZM123 185H125V186H123ZM154 185V186H153ZM243 185V186H242ZM247 185V187H249L248 185H251L250 186V188H247V187H245ZM254 185H256L255 187H254ZM262 185V186H261ZM110 186V187H109ZM123 186V187H122ZM129 188H128V187ZM136 186H138V188L136 189ZM253 186V187H252ZM261 186V187H260ZM91 187H92V189H94V192L92 191V189H91ZM118 189H120V191H116V189L117 188ZM152 187H155V188H152ZM161 187V186H160ZM98 188L100 189V193L102 194H100L99 193V191H98ZM125 189V191H123V189ZM127 188V189H126ZM133 189V191H132V189ZM251 188H254L255 189V191L253 192L252 191V189ZM90 189H91V191L93 192H91L90 191ZM134 189H135V191H134ZM241 189H239L240 191H241ZM249 189H250V191H249ZM112 191L114 192L115 191V194L114 193H112ZM122 191V192H121ZM128 191H129V193H128ZM134 193V192H136V193H134V195L133 194H131L132 192ZM248 193L247 195L249 196V195H253V198H255V199H253L252 198V196H251V198H250V196L249 197H246L247 195H246V192ZM4 192V193H3ZM92 194H91V193ZM98 192V193H97ZM117 192H119V193H117ZM120 192L121 193H123L124 194V196H122V197H120L121 195H123V194H121L119 197L120 198H118V194H120ZM207 191H206V188H205V192L204 193H206ZM252 192V193H251ZM62 193H64V194H62ZM97 195H96V194ZM110 193H112V195H110ZM125 193L127 194V195H125ZM145 194L146 195V197L148 196V197H150V196H152V193H150V194ZM157 193V194H156ZM198 193V192H197ZM250 193V194H249ZM59 194H61V195H59ZM77 194V195H76ZM83 194V195H82ZM86 194V195H85ZM88 194H91V195H89V196H95V197H100L99 196V194L101 195V198H99L98 199V197H97V199H95V197L93 196V197H89L88 198ZM116 196H114V195ZM138 194H137V196H138ZM142 194V195H143ZM156 194V195H155ZM3 195V196H2ZM62 195H64L63 197H62ZM74 195V196H73ZM88 198H86L85 196ZM130 195H132V196H130ZM150 195V196H149ZM159 195V194H158ZM37 196V197H36ZM38 196H40V197H38ZM61 196V197H60ZM69 198H68V197ZM71 196H73V197H71ZM75 196H77L78 197V200H77V198L75 197ZM79 196H80V198H79ZM81 196H83V197H81ZM129 196V197H128ZM152 196V197H153ZM208 195H206V197H207ZM255 196V197H254ZM32 197H33V199H32ZM36 197V198H35ZM242 197L245 199V200H242ZM38 198V199H37ZM40 198V199H39ZM60 198H64V200L62 199H60ZM81 198H84V199H81ZM92 200H91V199ZM241 198V199H240ZM246 198H248V199H246ZM257 198V199H256ZM30 199V200H29ZM93 199H94V201H93ZM109 199L107 200L106 198H105V200L104 201H109ZM206 199V198H205ZM207 199H209V196L207 197ZM36 202H35V201ZM43 200V201H42ZM77 200V201H76ZM80 200V201H79ZM81 200H83L82 202H81ZM86 200V201H85ZM89 200V201H88ZM97 202H99V201H101V202H99V203H97V205L95 204L96 203V201ZM111 200V199H110ZM126 200V201H127ZM248 200V201H247ZM250 200H252V201H250ZM257 200V201H256ZM29 201V202H28ZM31 201H33L32 203H31ZM40 203H39V202ZM88 201V202H87ZM84 202H86L85 204H84ZM95 202V203H94ZM38 205H37V204ZM253 203V204H254ZM35 204V205H34ZM43 204V205H42ZM91 204H93V205H95V206H92ZM248 204V205H247ZM254 204V205H255ZM83 206V208H81L82 206ZM89 205V206H88ZM38 207V208H36V207ZM41 206V207H40ZM92 206V207H91ZM42 207H44L45 208V210H44V208H42ZM86 207H87V211H86ZM88 207H91L92 208V210L89 208L88 209ZM94 207H96V208H94ZM99 207V206H98ZM252 207V206H251ZM35 209V210H34ZM36 210H37V212H36ZM50 212H52V213H50ZM54 212H53V211ZM83 210V211H82ZM89 210V211H88ZM43 212V213H40V212ZM46 212V213H45ZM50 214H49V213ZM55 212H58V213H55ZM86 212V213H85ZM89 213V215H88V213ZM53 213H55V214H53ZM28 214V215H27ZM40 216H39V215ZM41 214H43V216H41ZM47 214H49V216L46 215ZM58 214V215H57ZM63 215L64 216V218H61V217H63V216H60V215ZM88 215V217H84L83 215ZM52 215V216H51ZM57 215V216H56ZM86 215V216H87ZM46 216V217H45ZM51 216V217H50ZM53 216H55V217H53ZM59 216V217H58ZM27 217H29V218H27ZM53 217V218H52ZM57 217V218H56ZM66 217V218H65ZM84 217V218H83ZM89 217L90 218H92V220H90L89 219ZM33 218H36V219H33ZM47 218V219H46ZM48 218H49V221H48ZM52 218V219H51ZM55 218H56V220H58L59 222H57L56 220H55ZM58 218H61V220H59ZM82 218L85 220V222H84V224L82 223L84 220H82ZM86 218H87V220H86ZM32 219V220H31ZM44 219H45V221H44ZM27 220H28V222H27ZM35 222H34V221ZM52 222H51V221ZM65 220V221H64ZM82 222H81V221ZM90 220V221H89ZM54 221V222H53ZM63 221H64V223H66L67 222V225H65V224H63ZM72 221V222H71ZM78 221H79V223H78ZM91 221H94L93 223L91 222ZM34 222V223H33ZM47 222V223H46ZM50 222V223H49ZM57 222V223H56ZM90 222V223H89ZM29 223H31V225H29ZM62 223V224H61ZM69 223V224H68ZM71 223H73V224H71ZM78 225H77V224ZM38 224V225H37ZM40 224V225H39ZM50 224H52V225H50ZM54 224V225H53ZM56 224H58V225H56ZM80 224V225H79ZM83 224V225H82ZM89 224H91V225H89ZM35 225H37V226H35ZM62 225V226H61ZM68 225H70V226H68ZM71 225H72V227H71ZM86 225H87V229L85 228L86 227ZM41 228H40V227ZM62 228H61V227ZM68 226V229L66 228V227ZM80 226V227H79ZM81 226H83V228H81ZM34 227H36L35 229H34ZM64 227V228H63ZM71 229H70V228ZM73 227H74V229H76V227H77V230H75L74 231V229H73ZM88 227H90V228H88ZM80 228V229H79ZM86 230H85V229ZM64 229L65 230H67V231H64ZM68 230H71V231H68ZM123 247H124V245H122ZM37 264H48L47 263V259L44 257V256H40V259L37 261Z\"/></svg>","mask_w":264,"mask_h":264}]
</instances>
